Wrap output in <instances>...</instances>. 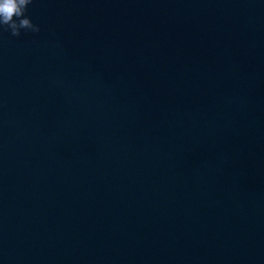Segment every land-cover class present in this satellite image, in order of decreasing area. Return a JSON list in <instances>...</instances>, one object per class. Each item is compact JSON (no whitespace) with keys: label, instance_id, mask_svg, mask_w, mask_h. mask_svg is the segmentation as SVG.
Returning a JSON list of instances; mask_svg holds the SVG:
<instances>
[{"label":"water","instance_id":"water-1","mask_svg":"<svg viewBox=\"0 0 264 264\" xmlns=\"http://www.w3.org/2000/svg\"><path fill=\"white\" fill-rule=\"evenodd\" d=\"M24 16L0 25V264H264V0Z\"/></svg>","mask_w":264,"mask_h":264},{"label":"clouds","instance_id":"clouds-1","mask_svg":"<svg viewBox=\"0 0 264 264\" xmlns=\"http://www.w3.org/2000/svg\"><path fill=\"white\" fill-rule=\"evenodd\" d=\"M30 2L31 0H0V25L10 29L13 35H19L21 28L39 31V27L24 16L26 6Z\"/></svg>","mask_w":264,"mask_h":264}]
</instances>
